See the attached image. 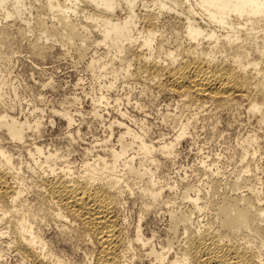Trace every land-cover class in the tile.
<instances>
[{
    "label": "bare ground",
    "instance_id": "obj_1",
    "mask_svg": "<svg viewBox=\"0 0 264 264\" xmlns=\"http://www.w3.org/2000/svg\"><path fill=\"white\" fill-rule=\"evenodd\" d=\"M26 1L0 0V48L13 37L11 34L27 40L26 27L38 31L27 45L29 53L38 59L48 55L53 44L46 41L52 37V41L73 50L78 59L87 56L91 46L102 44L115 52L119 63V67L105 71L112 77L109 88L123 73L135 82L142 81L145 88L151 86L177 95L186 110L196 106L202 111L206 103L228 108L235 99L245 100L248 114L257 117L260 125L264 123V0ZM26 5L35 11L30 28L27 18H22L23 24L17 23ZM117 9L122 17L115 15ZM77 10L85 13L81 18L77 14L78 20L74 21L71 13ZM10 26H15L13 31ZM92 27L97 32L95 39L89 35L95 31ZM165 30L174 31L175 36L174 47L164 51ZM6 58L0 50V61ZM95 65L96 59L90 57L88 68L93 70ZM105 97L100 95L96 101ZM62 117L70 127L71 115L63 112ZM188 119L178 123L173 139L156 143L148 139L143 126L137 132L123 126L116 140L119 150L109 151L110 162L96 154L92 163H83L82 174L75 176H70L68 166L54 167L58 158L55 151L44 153L42 147L33 145L38 156L33 159L38 166L34 181L38 199L31 205L24 204L21 183L13 176L11 156L0 148V238L7 239L6 246H0V259L10 252L18 264H66L55 258L44 238V224L48 222L74 228L86 244L90 243V264H124L122 259L135 247L133 244L144 247L147 241L138 234L134 240L127 238L121 229V182L127 186L129 177L141 179L149 173L143 167L145 161L152 162L158 155L171 156L175 145L187 135ZM116 123L120 125L117 127L123 125ZM0 130L9 140L21 144L30 134L40 133V123L29 124L26 119L20 121L4 113L0 114ZM257 137L253 134L241 138V162L255 157L249 147ZM132 146L141 154L138 165L133 156H126ZM40 157L43 162H39ZM120 159L125 176L115 172V163ZM249 167L246 164L241 172L247 173ZM151 174L141 191L148 196L150 206L160 196ZM241 175L239 179H246ZM210 180L212 195L208 202L200 205L198 196L190 199L194 212H205L206 222L198 221L200 225L194 228L192 210L169 212L171 233L185 234L184 245L178 246V253H174L177 256L169 264H264V202L259 198V189L236 179L226 182V187L222 183L221 187L222 179L219 182L214 176ZM240 188L244 194H235ZM172 242L168 244L171 249ZM167 253L149 250L155 264H164Z\"/></svg>",
    "mask_w": 264,
    "mask_h": 264
},
{
    "label": "rangeland",
    "instance_id": "obj_2",
    "mask_svg": "<svg viewBox=\"0 0 264 264\" xmlns=\"http://www.w3.org/2000/svg\"><path fill=\"white\" fill-rule=\"evenodd\" d=\"M29 1L32 0L26 2ZM138 8L141 9L140 6ZM78 10L77 13H71V19H75L74 21L85 13ZM121 12L117 9L115 15L122 17ZM34 16L35 11H30L27 6L20 18H27L30 28ZM23 19H19L17 23L23 24ZM10 27L12 30H9L13 31L15 26ZM26 29L27 37L29 35L27 40H20L11 34L13 39H9L0 48L7 57L0 61V114L7 113L20 121L26 119L29 124L40 123V133L30 134L27 141L21 144H15L0 130V148L8 151L12 158L13 176L21 183L25 205L35 204L38 199L34 184L38 176V166L33 160L38 156L34 153L33 145L42 147L44 153L55 151L58 158L54 167L58 169L63 165L68 166L70 176H75L82 174L83 163H92L96 154L103 157L105 162H110L109 151L119 150L116 140L123 131V126H128L136 132L143 126L147 129L148 139H153L156 143L173 139L178 123H185V119L189 117L187 135L175 145L173 154L167 158L158 155L154 161L143 163V167L152 172L154 188L160 191L155 204L150 206L148 196L145 197L141 192L148 178H151L150 172L141 179L129 177L127 186L121 182L123 199L119 202L118 214L121 229L127 238L134 240L138 234L147 241L144 247L133 244L135 247L122 259L124 264H155L153 256L149 255L150 249L158 252L168 251L164 264H169L177 256L175 254L184 245L182 242L185 240V234L182 235V232L174 234L169 230L170 213L191 210L194 212L190 199L197 196L200 205L208 202L212 195L210 179L214 176L219 182L222 179L221 187H224L222 184L226 187V182L236 179L241 181L240 184L245 183L259 189V198L264 202V123L260 125L257 117L248 114L247 101L244 103L245 100L242 102L235 99L228 108H215L206 103L203 109L201 107L202 111L200 107L195 106V109L192 106L190 111L187 109L191 112L189 113L183 107L182 98L169 91H157L155 87L145 88L142 81L135 82L127 74L117 76L115 83L109 88L112 77L105 71L119 67L118 58L111 48L102 44L91 46L87 56L78 59L73 50L52 41V37L46 41L48 45L53 44L48 55L38 59L29 53L27 47L28 39L37 37L38 31L27 27ZM92 30L95 31H90L89 35L95 39L96 29L92 27ZM164 34L167 38L164 51L171 50L174 47V31L165 30ZM90 57L96 59L93 70L88 68ZM100 95L106 96L105 100L97 102L96 98ZM206 109L208 110L205 112ZM63 112H68L73 119L70 127H67L62 117ZM116 122L122 123V127H117L120 125ZM253 134L258 136L254 145L249 147L250 152L255 151L254 160L248 157L241 162V138ZM127 155L133 156L134 164L138 165L141 154L136 146L130 147ZM247 159L250 163H247ZM38 160L43 162L42 157ZM122 161L120 159L115 163V172L119 176H125ZM246 164L250 166L249 171L241 172ZM242 173L246 177L244 180L238 177L242 176ZM185 191L186 197L183 196ZM241 191L242 188L234 193L239 194ZM242 193L244 194H240ZM197 212L195 210L192 214L194 228L200 221L204 223L207 220L205 212ZM64 228L65 226L57 223L44 224V238L50 243L55 258L66 264H90L93 246L86 244L74 228ZM6 241V238H0V246H6ZM169 241L173 243L172 249L169 248ZM0 264L18 263L13 254L5 252Z\"/></svg>",
    "mask_w": 264,
    "mask_h": 264
}]
</instances>
